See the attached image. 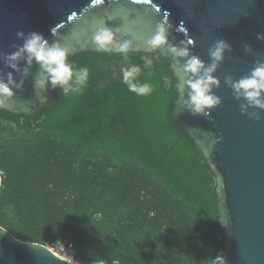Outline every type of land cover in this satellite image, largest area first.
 I'll return each instance as SVG.
<instances>
[{"label": "trees", "instance_id": "1", "mask_svg": "<svg viewBox=\"0 0 264 264\" xmlns=\"http://www.w3.org/2000/svg\"><path fill=\"white\" fill-rule=\"evenodd\" d=\"M154 58L152 69L141 57ZM81 93L29 114L0 108V229L34 244H72L79 264H211L224 256L216 174L173 121L171 63L158 53L76 52ZM138 64L153 91L121 82Z\"/></svg>", "mask_w": 264, "mask_h": 264}, {"label": "water", "instance_id": "2", "mask_svg": "<svg viewBox=\"0 0 264 264\" xmlns=\"http://www.w3.org/2000/svg\"><path fill=\"white\" fill-rule=\"evenodd\" d=\"M111 15L114 19L109 20ZM112 29L118 40H132L129 52L158 53L171 63L177 87L183 85V60L174 62L169 45L187 46L205 65L211 62L208 49L217 40L231 45L213 75L220 85L213 92L221 103L209 115L194 116L178 106L173 121L185 130L201 150L216 174L219 223L225 237L226 264H264V110L249 108L259 120L241 114L243 99H236L225 77L233 80L247 75L257 60H264V0H0V73L12 71L4 65L3 54L22 45L17 32L41 33L49 43L56 41L76 52L118 54L101 51L91 37L99 22ZM167 21L168 45L150 49L145 41L157 23ZM53 29V32H51ZM250 45L245 52L243 46ZM24 67V62H20ZM39 66L32 65L20 89L1 108L29 114L37 111L48 97L58 98L57 89H34ZM19 82V74L12 73ZM187 89L185 88V93ZM2 179L0 175V188ZM0 264H75L52 253L44 245L16 240L0 229Z\"/></svg>", "mask_w": 264, "mask_h": 264}, {"label": "clouds", "instance_id": "3", "mask_svg": "<svg viewBox=\"0 0 264 264\" xmlns=\"http://www.w3.org/2000/svg\"><path fill=\"white\" fill-rule=\"evenodd\" d=\"M96 4L104 3V0H94ZM130 3H140L141 0H129ZM108 19H114L111 15ZM100 26L95 28L92 34V43L101 51H115L127 60L131 50L132 40H118L116 33L105 26L104 20L99 22ZM171 24L167 21L157 23L154 33L145 41L150 49L168 45L167 32ZM53 32V29H51ZM17 38L22 40V45L15 46L16 51L10 54H3L4 65L11 69L7 73H0V108L5 107L6 102L14 96V89L22 88L25 78L30 74L33 63L39 66V71L33 81L34 89L52 90L60 89L65 96L69 94L81 93L86 87L89 78V68L87 66H76L68 60L69 48L60 43L49 41L38 32L25 34L20 31L16 33ZM256 39L264 41V35L257 34ZM231 45L224 40H217L208 49L211 62L207 65L197 55L190 53L187 46L169 45L168 51L171 53L174 62L183 60V85L178 86L179 92L178 106L194 116L209 115V110L221 103L219 96L213 92L218 88L220 81L213 73L216 72L219 64L224 60L226 51H231ZM245 52L251 51L248 44L243 46ZM143 68L151 70L154 58L149 56L141 57ZM24 62V67H20V62ZM142 68L138 64L129 63L120 69L121 82L126 88L138 96L148 95L153 91V86L148 82L139 81ZM13 72L19 74V82L14 78ZM225 84L229 86L236 99H243L245 103L240 104L241 114H248L251 119L259 120L260 116L256 112H248L249 108L264 110V60H257L251 71L233 80L231 76L225 77ZM185 88L187 89L185 93ZM95 264H105L103 259L97 260ZM211 264H226L222 254H217L211 259Z\"/></svg>", "mask_w": 264, "mask_h": 264}, {"label": "built area", "instance_id": "4", "mask_svg": "<svg viewBox=\"0 0 264 264\" xmlns=\"http://www.w3.org/2000/svg\"><path fill=\"white\" fill-rule=\"evenodd\" d=\"M44 246L58 257L79 264L74 260L75 250L72 244L48 243Z\"/></svg>", "mask_w": 264, "mask_h": 264}, {"label": "rangeland", "instance_id": "5", "mask_svg": "<svg viewBox=\"0 0 264 264\" xmlns=\"http://www.w3.org/2000/svg\"><path fill=\"white\" fill-rule=\"evenodd\" d=\"M121 69V68H120Z\"/></svg>", "mask_w": 264, "mask_h": 264}]
</instances>
